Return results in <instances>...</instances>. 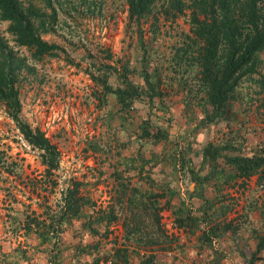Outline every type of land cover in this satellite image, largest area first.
Listing matches in <instances>:
<instances>
[{
	"label": "rangeland",
	"instance_id": "obj_1",
	"mask_svg": "<svg viewBox=\"0 0 264 264\" xmlns=\"http://www.w3.org/2000/svg\"><path fill=\"white\" fill-rule=\"evenodd\" d=\"M175 1L156 0L142 17L131 19L125 0H51V5L46 0H20L24 8L37 7L48 14L46 25H40L38 32L57 47L38 59L15 41L7 30L8 21L0 19V35L23 64L18 69L21 117L43 130L60 151L59 166L48 180L40 150L23 138L0 100V264H85L95 259L96 264H123L117 249L130 252L135 264L146 262L150 252L153 258L145 264H207L200 261L198 251L187 247L197 245L196 233L177 227L170 208L161 211V222L169 234L166 240L144 243L129 237L124 223L127 207L124 203L122 209L114 195L118 184L115 169L121 170L123 181L130 178L133 186L159 189L143 176L149 174L151 161L142 175L137 170L142 156L151 158V151H159L164 144L167 150L169 142L154 144L141 136V123L147 121L151 130L160 125L173 135L180 132L178 122L181 126L189 122L184 108L191 123L203 114L198 98L186 95L182 88L185 55L194 50L189 44L194 35L193 14L199 18L203 14L193 0H179V6ZM261 55L258 67L264 72V51ZM105 64L120 72L127 65L132 69L130 78L141 84L140 70L156 73L161 97L135 99L125 113L113 95L103 99L102 83L95 76L105 77ZM118 75H107L108 82L118 84ZM257 88L252 80L243 82L240 89L257 101L245 109L240 106L237 118L222 120L223 131L209 139L223 143L241 134L250 146L258 140L264 142V90L257 92ZM239 126L245 129L238 130ZM187 133H181L183 139L192 138ZM197 139L205 141L206 136ZM254 178L239 189L230 188V194L238 198L237 209L246 198L259 202L264 196L263 190L252 193ZM73 180L84 182L82 191L96 201L63 221L56 241L47 224L60 207V190ZM185 184L187 190L194 188L188 180ZM102 210H114L117 218L96 223L93 218ZM239 210L228 213L236 218L235 223L263 226L255 214L244 221ZM35 217L38 223L32 221ZM147 221L144 230H154L150 219Z\"/></svg>",
	"mask_w": 264,
	"mask_h": 264
},
{
	"label": "trees",
	"instance_id": "obj_2",
	"mask_svg": "<svg viewBox=\"0 0 264 264\" xmlns=\"http://www.w3.org/2000/svg\"><path fill=\"white\" fill-rule=\"evenodd\" d=\"M125 1L129 17L139 19L150 10L156 0ZM46 2L49 5L52 3L51 0ZM193 2L203 17L199 18L193 14L194 35L189 38V44L194 50L190 55H185L187 68L182 76V88L185 87L186 95L198 98V103L203 108V114L199 116L200 124L206 127L207 132L211 126L222 120L230 121L237 118L236 113L240 106L244 105L245 109L246 105L257 101V98L246 96L248 93L240 89L245 80L256 82L257 92L264 90V72L258 67L261 52L264 51V0H193ZM179 3L180 1L176 0L175 6H179ZM45 15L48 14L37 7L24 8L20 0H0V19L8 21L7 30L14 35L15 41L29 49L31 56L37 59L57 47L56 44L43 39L38 32L40 25H46ZM50 17L51 20L54 19L52 14ZM139 40L143 44L141 36ZM145 48L144 46V51ZM182 56L180 55V60ZM22 65L21 60L8 47L7 40L0 35V100L5 103L23 138L40 150L41 163L49 180L59 166L60 151L43 130L38 126H31L21 117L18 69ZM105 67L103 71L105 77L95 76L102 83L103 99H106L108 94L113 95L125 113L135 99H141L143 96L149 99L156 95L161 97L162 92L158 86L159 78L156 77V73L140 70L144 80L141 84L130 78L132 69L127 65H124L122 72L110 64H105ZM113 73H119L120 78L116 85L107 80V75ZM186 113L184 108V116L191 120ZM141 127V136L150 138L154 144L168 141L169 148L165 150L167 144H164L159 151H151V158L142 156V162L138 166L137 173L142 175L145 173L143 171L146 163L151 161L153 166L151 165L149 174L143 176L150 181V185L158 186L159 189L156 191L150 187L141 189L133 186L130 184V178L122 180L121 170H113L118 181L114 195L122 209L125 207L124 203L127 207L124 223L130 232L129 237L131 235L144 243L160 242L164 238L166 240L169 234L161 222V211L167 207L171 209L177 227L185 230L188 228L192 233H196L198 242L191 249L199 252L201 262L233 264L227 261L230 253L228 255L225 246L222 245L235 236L240 222L235 223L236 218L227 217L228 212L236 204V199L231 192L224 189L235 184L244 186L246 180L256 175L255 191L252 193L258 190H263L264 193V142L258 140L255 146H250L242 135L237 139H227L223 143L215 142L202 131L197 134L198 127L190 129L187 133L192 138L184 136V139L181 132L168 134L160 125L156 130H151L147 121L141 123ZM171 136L174 141L171 140ZM177 136H182V139H178ZM197 136L202 138L206 136V140L199 141ZM245 149L249 152L245 153ZM196 157H200L198 166ZM203 169L206 171L203 172ZM176 171H180V178L186 175L195 182L192 190L184 188V195L174 181L172 182V178L176 177ZM83 185L84 182L73 180L60 190V207L54 216H50V222L47 224L51 227L49 231L56 241L60 224L72 216L81 214L84 207L96 201L82 191ZM162 197L164 201H161ZM254 200L257 202L258 198ZM252 204L249 203L250 206ZM256 207L263 226L253 228L255 246L249 256H246L244 251L240 252L245 256L242 264H255L257 260H264V196ZM239 215L245 218L246 213L242 212ZM110 217L117 218L114 210H102L93 220L96 223L105 221L107 224ZM147 218L151 221L149 223L151 228L155 227L154 230H144ZM32 221L38 223L36 217ZM214 239L220 240L218 246L213 244ZM115 252L120 255L123 264H135L130 260V252H121L119 249ZM150 253L146 262L140 260L137 264L151 261L154 253ZM96 263L98 259L85 264Z\"/></svg>",
	"mask_w": 264,
	"mask_h": 264
},
{
	"label": "crops",
	"instance_id": "obj_3",
	"mask_svg": "<svg viewBox=\"0 0 264 264\" xmlns=\"http://www.w3.org/2000/svg\"><path fill=\"white\" fill-rule=\"evenodd\" d=\"M184 118L189 120L186 116H184ZM175 120H176V118L173 120L174 123H175ZM190 121L191 120H189V122H184L182 126H181V123L178 122V125L180 126V128H176V129H179L180 132L182 131L181 133H187V132H189L190 129L198 127V128H196L197 134H199L202 131V132H204V135H209V136L212 135L213 133L216 134L218 131H223V126H220L221 124L216 123L214 126H211L208 129V131L206 132V127L204 125L200 124V117H198L197 120L195 122H193V123H191ZM237 129L238 130H244L245 128L243 126H239ZM239 136H241V134H237V137H239ZM242 136H244V135H242ZM237 137L234 136V138H231V139L232 140L233 139H237ZM199 158L200 157H197L196 166H198L200 164ZM195 168H197V167H195ZM168 170H170V169H168ZM204 171H206V169H203V172ZM179 173H180V171H176L175 172L176 177L172 178V182L174 181V184L177 185L180 188L181 193L184 195V188H185V185H186L185 182L188 180L191 183L190 186H192V185L195 186V182H194V180L189 179V177L186 176V175L185 176L182 175L181 178H180V176H179L180 174ZM253 176H255L254 183H253V188H254L255 187L256 175H253ZM248 180H246V182ZM239 182H240V180H239ZM239 186H241V185L235 184V186H232V188L235 187L236 189H239ZM230 188L231 187H225L224 191H229ZM235 199L237 201H236V204L234 205L233 209L231 210L232 212H236V211L239 210V209L236 208V205H237V202H238L237 196L235 197ZM246 199L247 200H245V202H243V204H239V207H240L239 211H241V212H239V214L242 213V212L246 213V215H245L246 219H250V217H252V214H253V216L255 214L254 217L257 220L260 221L261 218L259 216L258 208L256 207V204H259L260 201L259 202L258 201L255 202L256 200H253L252 197H249V198H246ZM251 202L253 204L250 206L249 203H251ZM171 216H172V219H174L172 213H171ZM227 217L231 218L230 214H228ZM248 221H250V220H248ZM253 228H255L254 225H251V224L250 225H245V223L241 224L239 226V228L237 229V232H236L235 236H233L232 239H230L227 243L225 242V244L222 245V247L225 246V248H226L225 250L228 252V255L230 253L229 257H227V261H229V262H231L233 264H242L244 262V257L245 256L242 255V253H240L241 251H244L246 253V256H249L250 251L252 249H254V246H255V242H254V240H255V231L253 230ZM244 235H246L247 237L243 238ZM219 241H220L219 239H214L213 240V244L215 246H218L219 245ZM186 245H188V243H186ZM187 247L189 249L192 248V246L190 247V245L187 246ZM255 264H264V260H261V259L259 261L257 260V261H255Z\"/></svg>",
	"mask_w": 264,
	"mask_h": 264
}]
</instances>
